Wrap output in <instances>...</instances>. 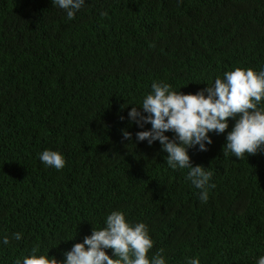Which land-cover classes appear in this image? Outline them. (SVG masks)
I'll return each instance as SVG.
<instances>
[{
    "label": "trees",
    "instance_id": "trees-1",
    "mask_svg": "<svg viewBox=\"0 0 264 264\" xmlns=\"http://www.w3.org/2000/svg\"><path fill=\"white\" fill-rule=\"evenodd\" d=\"M238 67L264 69V0H86L73 20L51 0H0V264L33 248L63 260L116 210L149 226V256L167 264H256L264 153L225 155L226 133L190 148L213 173L202 203L158 141H136L151 125L128 119L154 81L195 94ZM46 149L62 170L41 163Z\"/></svg>",
    "mask_w": 264,
    "mask_h": 264
},
{
    "label": "clouds",
    "instance_id": "clouds-1",
    "mask_svg": "<svg viewBox=\"0 0 264 264\" xmlns=\"http://www.w3.org/2000/svg\"><path fill=\"white\" fill-rule=\"evenodd\" d=\"M53 7L61 9L68 20L85 7L86 0H51ZM208 85V84H207ZM123 120L124 117H121ZM128 119L140 129L136 132L137 142L152 146L159 142L161 151L167 153L166 163L173 170L187 169L186 180L200 190L202 203L209 200L213 173L202 165H193L190 148L207 151L213 143L210 133H226L222 151L225 155L243 159L245 156L264 153V69L235 68L217 77L211 86L195 94L174 91L168 83L154 81L140 107H132ZM229 119L234 123L229 129ZM171 132L170 137L166 133ZM132 134L122 131L123 140H131ZM45 167L57 171L66 166L64 155L46 149L38 154ZM13 239H22V233H13ZM0 243L9 244L8 236ZM149 226L144 222L128 220L123 211H111L104 220V227L93 229L80 243H75L63 253L64 259L38 255V248L18 258L15 264H167L164 250L154 255ZM111 250V254L109 251ZM114 257V258H113ZM190 264H201L199 258H192ZM256 264H264V255Z\"/></svg>",
    "mask_w": 264,
    "mask_h": 264
}]
</instances>
